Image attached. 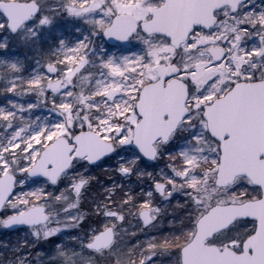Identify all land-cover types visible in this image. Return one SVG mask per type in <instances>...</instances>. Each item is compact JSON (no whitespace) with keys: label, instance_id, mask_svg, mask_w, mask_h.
Wrapping results in <instances>:
<instances>
[{"label":"snow or ice","instance_id":"1","mask_svg":"<svg viewBox=\"0 0 264 264\" xmlns=\"http://www.w3.org/2000/svg\"><path fill=\"white\" fill-rule=\"evenodd\" d=\"M15 2L0 264H264V0Z\"/></svg>","mask_w":264,"mask_h":264},{"label":"water","instance_id":"2","mask_svg":"<svg viewBox=\"0 0 264 264\" xmlns=\"http://www.w3.org/2000/svg\"><path fill=\"white\" fill-rule=\"evenodd\" d=\"M9 12L14 16V17H21L24 15L25 10L23 7L20 5L16 4L15 0H9ZM223 220V216L217 217L216 220L212 221L209 223L208 227H214L216 226L219 221ZM190 256H192L193 259L199 258L201 256V253L197 251H193L190 253ZM211 259V257H209Z\"/></svg>","mask_w":264,"mask_h":264},{"label":"rangeland","instance_id":"3","mask_svg":"<svg viewBox=\"0 0 264 264\" xmlns=\"http://www.w3.org/2000/svg\"><path fill=\"white\" fill-rule=\"evenodd\" d=\"M206 203V206H207V201L205 202ZM214 203V201H213ZM242 230V228H236L233 230V233L236 234L237 232H240ZM186 235V234H185ZM128 239V237H125V241ZM185 237H181L179 239V241H176V240H173L171 245H169V248L166 249L165 251H170V250H174V248L177 246V243H181L182 241H184ZM164 264H175L174 260L173 261H167L165 260Z\"/></svg>","mask_w":264,"mask_h":264},{"label":"flooded vegetation","instance_id":"4","mask_svg":"<svg viewBox=\"0 0 264 264\" xmlns=\"http://www.w3.org/2000/svg\"><path fill=\"white\" fill-rule=\"evenodd\" d=\"M245 231V229L244 228H242V230L240 231V232H238V233H240V234H243V232ZM234 234V233H233ZM184 243V241H182L180 244H183ZM197 251V250H196Z\"/></svg>","mask_w":264,"mask_h":264}]
</instances>
